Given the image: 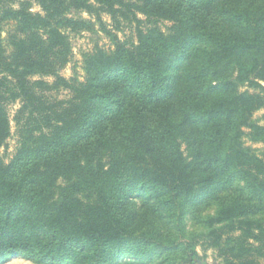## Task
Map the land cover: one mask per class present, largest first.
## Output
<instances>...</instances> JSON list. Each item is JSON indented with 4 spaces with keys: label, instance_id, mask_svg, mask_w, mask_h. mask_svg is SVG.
<instances>
[{
    "label": "trees",
    "instance_id": "16d2710c",
    "mask_svg": "<svg viewBox=\"0 0 264 264\" xmlns=\"http://www.w3.org/2000/svg\"><path fill=\"white\" fill-rule=\"evenodd\" d=\"M96 24L114 48L83 55V81L61 76L70 35ZM263 82L264 0H0V148L22 104L0 156V263L199 264L194 207L223 264H264V158L243 141L264 143Z\"/></svg>",
    "mask_w": 264,
    "mask_h": 264
},
{
    "label": "rangeland",
    "instance_id": "374dc122",
    "mask_svg": "<svg viewBox=\"0 0 264 264\" xmlns=\"http://www.w3.org/2000/svg\"><path fill=\"white\" fill-rule=\"evenodd\" d=\"M248 1V0H247ZM254 4H258L260 0H253ZM32 10L34 12L41 11V8L38 5H33ZM73 17H83L87 19H92L95 21V17L88 15L85 12H77L71 14ZM142 17V16H141ZM143 18V17H142ZM103 19L107 24L108 29H111L113 33L118 36V39L125 43L128 47H134L137 44V33H136V24H130L128 22H123L121 28L118 30L115 28L116 24L112 21L110 15L103 14ZM159 26L163 30H167V28L171 25L168 21H160ZM11 28V25H6L3 31V38L5 39V44H7L6 39L8 36V31ZM70 42H71V54L69 56L68 62L59 68L58 72L61 76L67 79H77L83 81L85 78V69L83 63V55L87 52L92 51L96 46L102 47L106 50H111L114 48V40L113 38L101 30L99 24H96L95 30H86L81 33H72L70 35ZM33 79H44L49 82H53V76H42L36 74L33 76ZM264 84V82H263ZM242 91H250L255 92L256 89L244 85L240 87ZM56 96L59 98H65L68 96L67 90H60L58 92H54ZM21 102L17 101L14 103H9L6 107L10 119L12 121V134L5 143L4 146L0 148V156L4 159L6 163H9L18 146V133H17V121L15 119L17 115V111L21 107ZM252 119L260 125H264V108L258 110L254 113ZM248 132L249 130L246 129ZM244 145L260 155L264 158V143L262 142H253L249 136H245L243 138ZM185 148V146H184ZM215 211V205L212 204H205L201 207L198 213L201 216H206L208 214H213ZM195 213V208H190L189 212L186 214L184 221L186 224V234L187 236H195V240L199 241L198 244V251L201 256V260L199 264H223L222 259L218 256V250L215 248L204 246V241L206 239L205 234L207 229L202 227L201 222L197 221L196 218L193 216ZM128 261V260H127ZM126 260L122 262L125 264ZM0 264H35L29 259H26L21 256H14L10 257L7 260L3 261ZM151 264H158L157 262H153ZM186 264V263H180Z\"/></svg>",
    "mask_w": 264,
    "mask_h": 264
}]
</instances>
